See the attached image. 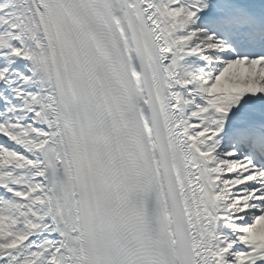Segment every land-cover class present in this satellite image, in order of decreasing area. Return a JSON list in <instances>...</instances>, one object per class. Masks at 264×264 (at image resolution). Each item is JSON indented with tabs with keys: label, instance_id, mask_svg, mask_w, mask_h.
<instances>
[{
	"label": "snow or ice",
	"instance_id": "1",
	"mask_svg": "<svg viewBox=\"0 0 264 264\" xmlns=\"http://www.w3.org/2000/svg\"><path fill=\"white\" fill-rule=\"evenodd\" d=\"M0 264H264V0H0Z\"/></svg>",
	"mask_w": 264,
	"mask_h": 264
}]
</instances>
